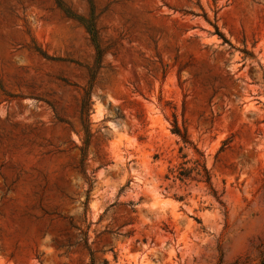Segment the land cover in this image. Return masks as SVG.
<instances>
[{"label": "rangeland", "instance_id": "1", "mask_svg": "<svg viewBox=\"0 0 264 264\" xmlns=\"http://www.w3.org/2000/svg\"><path fill=\"white\" fill-rule=\"evenodd\" d=\"M91 1L81 116L89 1L0 0V264H257L264 0Z\"/></svg>", "mask_w": 264, "mask_h": 264}, {"label": "trees", "instance_id": "2", "mask_svg": "<svg viewBox=\"0 0 264 264\" xmlns=\"http://www.w3.org/2000/svg\"><path fill=\"white\" fill-rule=\"evenodd\" d=\"M89 1V12L86 16H81V15H70L74 19H76L85 29L86 33L89 36V39L92 43L93 49H94V58H93V63L90 67L87 68L88 73L90 75V80L88 82V86L84 88V93L81 98V103H80V115L83 116L86 114L87 109L86 106L89 104V96H90V87H91V82L93 80V76L95 73V69L98 68V64L101 60L102 57V49L98 43L97 39V29L95 25V15H94V10H93V4L91 0ZM69 14V13H67ZM71 14V13H70ZM219 36L220 33H217ZM171 132L177 135L180 139V142L182 145L179 147V151H182L184 148H191L195 154H197V158H194L192 160V166L191 167H186L184 166V163L176 166V167H170L168 168V173L165 175V178H169V175L173 177V179H178L179 181L183 182L186 179H188L191 174L194 176H197L198 179L197 181H202L204 182L213 192V188L211 185L210 181V176L208 173V170L205 166V161L203 157V153H201L195 145L190 141L188 138V135L185 131L184 128L180 129L175 122L173 121ZM88 134V133H87ZM183 157H185L183 153ZM191 177V178H193ZM257 264H264V252L260 255V259Z\"/></svg>", "mask_w": 264, "mask_h": 264}]
</instances>
